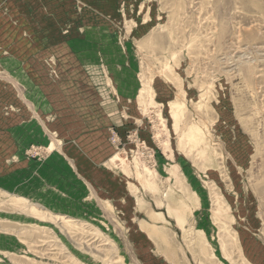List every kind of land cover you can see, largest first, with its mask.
I'll return each mask as SVG.
<instances>
[{
    "label": "rangeland",
    "instance_id": "1",
    "mask_svg": "<svg viewBox=\"0 0 264 264\" xmlns=\"http://www.w3.org/2000/svg\"><path fill=\"white\" fill-rule=\"evenodd\" d=\"M40 3L92 48L0 45V264H264V0Z\"/></svg>",
    "mask_w": 264,
    "mask_h": 264
},
{
    "label": "crops",
    "instance_id": "2",
    "mask_svg": "<svg viewBox=\"0 0 264 264\" xmlns=\"http://www.w3.org/2000/svg\"><path fill=\"white\" fill-rule=\"evenodd\" d=\"M5 10H8V12L5 13ZM11 19H24L25 21L12 25ZM27 24L28 26H26ZM54 25L52 15L50 18L43 14L40 0H0V27L7 32H10L9 28L15 31L14 35L0 36V45L10 44L13 45L11 49H15V52L11 51L13 53L12 57L7 58V60L14 58L17 60L21 55L19 46L29 42L37 44V50L39 49V45H42L43 50L40 55L38 54L39 58L55 57L56 51L60 50L61 47L64 50L66 47L69 48L67 44L59 43L61 41L74 40V43L79 46L77 47L78 55H86L88 50L92 48L86 42L81 43L82 40H86V36L83 35V37L82 34L78 33L60 34V32L54 31L56 30V26ZM27 30L32 33H29ZM39 30L43 31V33H38ZM32 52H35V46L33 45Z\"/></svg>",
    "mask_w": 264,
    "mask_h": 264
},
{
    "label": "bare ground",
    "instance_id": "3",
    "mask_svg": "<svg viewBox=\"0 0 264 264\" xmlns=\"http://www.w3.org/2000/svg\"><path fill=\"white\" fill-rule=\"evenodd\" d=\"M171 211V210H170ZM172 212V211H171ZM173 213V212H172Z\"/></svg>",
    "mask_w": 264,
    "mask_h": 264
}]
</instances>
